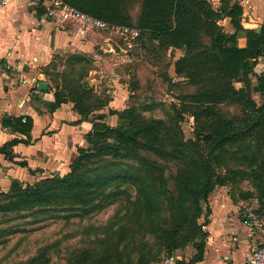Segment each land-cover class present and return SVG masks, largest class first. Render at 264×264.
<instances>
[{
  "label": "trees",
  "instance_id": "16d2710c",
  "mask_svg": "<svg viewBox=\"0 0 264 264\" xmlns=\"http://www.w3.org/2000/svg\"><path fill=\"white\" fill-rule=\"evenodd\" d=\"M63 1L111 25L137 28L141 31L140 38L156 41L163 50L179 48L184 52L176 62V72H186L193 84L202 78V82L210 85L192 96L193 105L186 106L197 124L196 138L186 140L179 123L173 128L163 120L147 119L133 108L110 110L121 121L111 126L105 122L106 115L99 113L106 104L89 105L83 86H55V102L48 105L50 110L54 112L65 103H73L81 116L78 122L93 124L86 136L88 147L78 149L79 154L66 175L53 174L35 184L13 181L10 191H0V213L67 204L87 207L90 212L88 207L98 190L127 179L139 182L144 194L155 195L158 188L155 182L165 181L156 161L173 162L174 191L181 197L178 200L190 203L192 213L184 212L186 208L181 206L179 218H174L160 232L165 250L171 257L192 244L196 250L193 257L189 261L177 260L176 264L203 261L208 236L204 229L211 214L209 197L217 185L225 182L224 177L216 174L212 160L218 151L246 139L247 135L252 137L253 131L264 124V103L257 106L246 88L237 89L234 85L235 82L249 83L256 76L257 61L264 57V25L260 33L245 29L241 22L243 8L234 0H223L220 10L214 9L208 0H138L140 7L135 20L129 10L131 0ZM224 18L230 19L233 33L224 31L220 24ZM243 37L247 38V46L241 48L238 41ZM256 78L257 84L252 89L264 95V74ZM232 101L243 103L244 120L219 117L209 121L216 117L213 104ZM198 104L205 107L200 108ZM180 121L184 122V118ZM3 125H12L29 136L33 121L25 117L4 119ZM19 143L30 141L15 138L0 146V156L14 159L12 148ZM123 159H136L139 164L129 171L120 163ZM19 164L28 166L25 161ZM151 170L158 174L150 176ZM150 199L145 196V202L152 206ZM37 260L34 258L31 262ZM72 264L106 262L101 258L78 256Z\"/></svg>",
  "mask_w": 264,
  "mask_h": 264
},
{
  "label": "rangeland",
  "instance_id": "374dc122",
  "mask_svg": "<svg viewBox=\"0 0 264 264\" xmlns=\"http://www.w3.org/2000/svg\"><path fill=\"white\" fill-rule=\"evenodd\" d=\"M139 7L138 0H131L129 10L134 20ZM15 23L21 32L26 29V21ZM223 23L220 21L227 31L231 26ZM67 29L81 31L80 26L70 23ZM94 34H87L89 41H93L90 50L82 49V41L86 40L81 39L79 47L69 48L66 54L43 68L53 85L83 86L88 104L104 103L105 109L116 96L117 88L111 86L117 81L128 96L125 109L133 108L145 118L163 120L173 128L179 123L185 139H195L197 124L187 107L193 105V95L210 85L202 82V78L193 84L186 72H176V62L184 52L179 48L163 50L156 41L146 37L128 48L115 32ZM105 37H110L112 42L106 43ZM94 54L102 57L98 59ZM257 76H252L249 83L235 82L234 85L237 89L246 88L249 97L261 106L264 95L252 89L257 84ZM212 106L216 117L209 121L219 117L245 119L243 103L232 101ZM181 117L184 122L180 121ZM253 133L252 137L247 135L246 139L228 145L215 155L213 167L225 180L215 190L223 189L250 205L255 203L264 216V124ZM120 163L129 171L139 164L136 159H123ZM156 163L165 181L155 182L158 187L155 195L144 194L139 182L127 179L98 190L88 207L90 212L87 207L67 204L0 213V264H72L78 256L101 258L106 264H165L168 254L160 232L174 218H179L181 206L189 214L192 208L190 203L178 200L181 197L174 191V163L162 160ZM149 174L155 177L158 173L151 170ZM145 196L151 198L152 206L145 202ZM193 248L189 244L178 250L180 259L191 255ZM34 258L38 260L31 262Z\"/></svg>",
  "mask_w": 264,
  "mask_h": 264
},
{
  "label": "crops",
  "instance_id": "0c3cea01",
  "mask_svg": "<svg viewBox=\"0 0 264 264\" xmlns=\"http://www.w3.org/2000/svg\"><path fill=\"white\" fill-rule=\"evenodd\" d=\"M208 1L216 10L223 5V0ZM234 1L243 8V27L260 33L264 25V0ZM16 20L26 21L23 32ZM221 22L231 26L225 32H234L229 18ZM68 24L48 18L44 8L24 0L12 2L0 11V146L15 138L30 141L29 144L19 143L12 148L14 159L0 156L2 192L10 191L13 181L33 184L52 174L66 175L79 154L78 149L88 147L86 136L93 129L92 122H78L81 116L71 102L54 112L48 106L55 102L56 88L43 68L59 55L66 54L69 48L75 45L79 47L81 39L86 40L82 41L84 51L90 50L93 43L88 39L90 35L67 29ZM96 34L103 35L101 32ZM110 39L105 37L104 40L109 43L112 42ZM238 46L246 47L247 38H240ZM94 56L98 59L102 57L98 54ZM95 72L102 73V70ZM255 74H264V57L258 59ZM41 82L47 84L46 90L39 89ZM94 83H98V79H94ZM111 87L117 88L116 96L99 113L106 115L107 124L117 126L118 115L109 112L125 109L128 96L117 81ZM23 117L33 121L29 136L12 125H3L4 119ZM21 161L28 166H21ZM209 204L211 214L205 226L208 234L205 255L203 261L197 264H245L248 256L262 242L260 235L246 224L242 216L247 200L237 199L223 189H216L209 197ZM193 251L184 260L189 261L196 252L195 248ZM181 256V252L177 251L173 264L182 260Z\"/></svg>",
  "mask_w": 264,
  "mask_h": 264
},
{
  "label": "built area",
  "instance_id": "2783aa9c",
  "mask_svg": "<svg viewBox=\"0 0 264 264\" xmlns=\"http://www.w3.org/2000/svg\"><path fill=\"white\" fill-rule=\"evenodd\" d=\"M20 0H0V11L9 4ZM32 5L42 7L46 10V16L61 23H70L80 26L83 34L98 32H115L122 41L132 48L134 43L139 40L141 31L129 26H115L106 21L95 18L79 9L69 5L63 0H24ZM111 40V39H110ZM257 204V203H256ZM246 224L257 234L260 235L262 242L248 256L245 264H264V216L259 212L255 203L246 204L242 214ZM175 256L168 257L165 264H173Z\"/></svg>",
  "mask_w": 264,
  "mask_h": 264
},
{
  "label": "water",
  "instance_id": "95a60500",
  "mask_svg": "<svg viewBox=\"0 0 264 264\" xmlns=\"http://www.w3.org/2000/svg\"><path fill=\"white\" fill-rule=\"evenodd\" d=\"M39 89H40V90H46V89H47V84L44 83V82H41V83L39 84Z\"/></svg>",
  "mask_w": 264,
  "mask_h": 264
}]
</instances>
